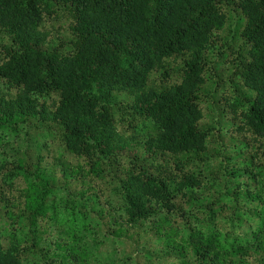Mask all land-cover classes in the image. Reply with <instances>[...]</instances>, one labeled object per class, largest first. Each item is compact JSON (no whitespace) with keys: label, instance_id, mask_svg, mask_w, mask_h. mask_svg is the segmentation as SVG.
Segmentation results:
<instances>
[{"label":"trees","instance_id":"trees-1","mask_svg":"<svg viewBox=\"0 0 264 264\" xmlns=\"http://www.w3.org/2000/svg\"><path fill=\"white\" fill-rule=\"evenodd\" d=\"M0 34V264H36L22 220L56 264H127L87 261L97 219L135 264H264V0H0Z\"/></svg>","mask_w":264,"mask_h":264},{"label":"rangeland","instance_id":"rangeland-1","mask_svg":"<svg viewBox=\"0 0 264 264\" xmlns=\"http://www.w3.org/2000/svg\"><path fill=\"white\" fill-rule=\"evenodd\" d=\"M233 17H234V22H235L236 14H234ZM0 35L3 36V34H0ZM70 40H71V34L67 29L65 19L62 18L60 21V25H58L57 28H54V31H53L52 35L50 36V38H49V40H48V42L44 48L45 49H51V48L57 46L58 44H65L66 42H69ZM217 57H218V55L216 53L214 58L217 59ZM216 73L219 74V78L221 80H223L224 83L228 84V73H226V71L221 72V68L216 66ZM217 77L218 76L216 75V78ZM205 112H207V111H205ZM208 118H209V114L207 112V119ZM12 142H13L12 147L5 148L4 151H2V153H1L2 154L1 157L7 158V159L13 161V159L16 158L17 156L30 155L32 148L30 146H28V142L24 141L23 138L16 140V141H12ZM47 160L50 163L51 159L48 158ZM217 163L218 162L217 161L215 162L213 156L208 155L207 161H204V164L201 167L202 173L208 174L210 171H215V170L221 171V166H219ZM59 168L60 167L56 166V170H55V172H56L55 184H56V188H57L56 190H57L58 197H60V199H62V200L65 199L67 195L74 197L73 192H78L80 190L79 185H76L75 182H72L67 187H65V181H64V179L61 178L60 171L58 170ZM17 183L21 187L25 186L22 178L17 180ZM18 211L19 210H17L16 212L18 214H20L23 210L19 211V212ZM19 220H21V219H19ZM19 220H17V221H19ZM97 221H98V223L92 222L91 223V228H92L91 231L84 233L82 236V238H83L82 247L86 250V253L88 256L87 261L93 262V260L95 259L96 256H99V258H101V259H103L106 256H113L112 254H114V252H115V259L121 258V260H124L125 256H128L129 260H128L127 264H131V263L135 264V263H137V261H140L143 259L142 254L146 253L147 251L144 250V252H141L140 250L136 249L135 247H134V249L129 248V245L133 246L131 240H128V244H127V242H126V244H124V243L120 244L119 243V246L114 250L113 245L116 242H113V243L110 242L111 238L109 236L105 235V227H102V220L97 219ZM5 226L6 227H4V228H7L8 230L12 229V227L10 225H8V222L5 223ZM45 228L47 231L46 232L47 235L45 236L43 234L42 238H40L39 230L38 229H37V231L31 230L30 227L28 226V223L25 222L24 220L20 221V224L16 225V227H15L18 237H21V238L23 237L24 239H26L25 242H27L26 245H28L27 247H29L28 249L30 251H33L32 247L30 246V244L32 242L31 238H34V242H37L36 247H37V249L41 250V254H39L37 251L35 252L36 255L34 254L33 259L35 260L36 264H56L59 262L58 258H59V256H61L62 251H63L61 249L57 250V248H56V242L58 241L56 239V237H57L58 233H57L56 228H54L53 226H50V227L46 226ZM2 232H3V230H2ZM10 232L11 231H7V234ZM94 237H96L100 242L93 244L92 239ZM62 243H64V241ZM136 247L139 248L138 246H136ZM45 250H47V252H45ZM52 258H54V259H52Z\"/></svg>","mask_w":264,"mask_h":264}]
</instances>
